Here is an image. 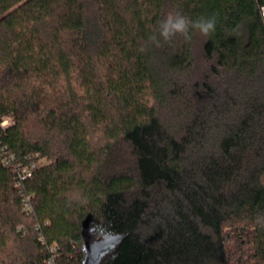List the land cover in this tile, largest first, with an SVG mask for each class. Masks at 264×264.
<instances>
[{
  "label": "trees",
  "instance_id": "trees-1",
  "mask_svg": "<svg viewBox=\"0 0 264 264\" xmlns=\"http://www.w3.org/2000/svg\"><path fill=\"white\" fill-rule=\"evenodd\" d=\"M260 4L0 0V264H82L85 220L99 264H264ZM176 12L216 30L149 43Z\"/></svg>",
  "mask_w": 264,
  "mask_h": 264
},
{
  "label": "clouds",
  "instance_id": "clouds-1",
  "mask_svg": "<svg viewBox=\"0 0 264 264\" xmlns=\"http://www.w3.org/2000/svg\"><path fill=\"white\" fill-rule=\"evenodd\" d=\"M192 30L199 32L204 37L211 36L216 30L215 16L191 20L179 12L170 13L161 21L158 34L149 38V43L155 47H162L163 44L171 43L177 36L191 40ZM139 51L144 52L145 48L141 47Z\"/></svg>",
  "mask_w": 264,
  "mask_h": 264
},
{
  "label": "built area",
  "instance_id": "built-area-1",
  "mask_svg": "<svg viewBox=\"0 0 264 264\" xmlns=\"http://www.w3.org/2000/svg\"><path fill=\"white\" fill-rule=\"evenodd\" d=\"M259 12L262 17V20H264V4L259 5ZM10 123V119L8 117H4L0 120V127L4 128ZM13 153L8 152L6 150L5 146L0 147V159L3 161H7L12 159ZM36 166L35 161H29L26 163H16L13 167V171L15 172V178H16V185L20 184L25 179L32 176L33 170ZM21 205L23 207V210L26 212H31L32 210V201H31V195L28 193H21ZM20 229V227H19ZM49 255L46 258L45 264H56L55 262V248L53 246H49L48 248Z\"/></svg>",
  "mask_w": 264,
  "mask_h": 264
},
{
  "label": "water",
  "instance_id": "water-1",
  "mask_svg": "<svg viewBox=\"0 0 264 264\" xmlns=\"http://www.w3.org/2000/svg\"><path fill=\"white\" fill-rule=\"evenodd\" d=\"M82 237L84 241L85 256L82 264H99L100 259L104 253L112 248L119 237L104 238L93 242L89 241L87 220L83 222Z\"/></svg>",
  "mask_w": 264,
  "mask_h": 264
}]
</instances>
